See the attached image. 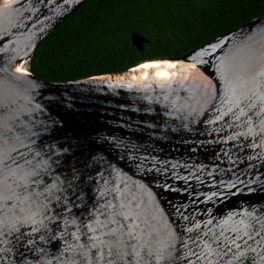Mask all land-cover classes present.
<instances>
[{"label": "water", "instance_id": "95a60500", "mask_svg": "<svg viewBox=\"0 0 264 264\" xmlns=\"http://www.w3.org/2000/svg\"><path fill=\"white\" fill-rule=\"evenodd\" d=\"M89 1L0 10V264H264V16L156 59L186 84L39 80L38 48Z\"/></svg>", "mask_w": 264, "mask_h": 264}, {"label": "trees", "instance_id": "16d2710c", "mask_svg": "<svg viewBox=\"0 0 264 264\" xmlns=\"http://www.w3.org/2000/svg\"><path fill=\"white\" fill-rule=\"evenodd\" d=\"M264 16V0H90L50 34L29 64L43 82L122 73L182 58ZM148 42L136 48L133 34Z\"/></svg>", "mask_w": 264, "mask_h": 264}, {"label": "bare ground", "instance_id": "6f19581e", "mask_svg": "<svg viewBox=\"0 0 264 264\" xmlns=\"http://www.w3.org/2000/svg\"><path fill=\"white\" fill-rule=\"evenodd\" d=\"M16 1L17 0H0V10L5 9L6 7H10ZM143 64H160L161 67L159 69H142L140 68L141 66L140 65L138 67H135L128 74H124V75L119 74L109 77H103V78H99L97 81L103 82L105 84L106 83L111 84L113 86L130 85L136 88L149 89L154 87V85L173 87L176 85L186 84L187 80L189 79V75H191L190 71L186 69L185 67L186 65L174 61L156 60V61L146 62ZM167 65H175V67H167ZM17 67L21 68L26 73L28 72L27 65L19 64ZM136 69H139V71H136ZM180 69H185V71L181 73ZM157 72L166 73L167 77L165 78L158 76ZM17 73L22 74L21 72H17Z\"/></svg>", "mask_w": 264, "mask_h": 264}, {"label": "snow or ice", "instance_id": "6c2138e0", "mask_svg": "<svg viewBox=\"0 0 264 264\" xmlns=\"http://www.w3.org/2000/svg\"><path fill=\"white\" fill-rule=\"evenodd\" d=\"M161 67L160 64H143L140 66V68L142 69H159ZM167 67H175V65H167ZM191 67H195V65H192ZM17 72H21L24 75H27L26 72H24L21 68L17 67L16 68ZM136 71H139V69H136ZM158 76L161 77H167L166 73H162V72H157ZM85 247H88L87 245H85ZM89 251L91 252V255L93 258H96L97 256V252L100 251L99 248H90ZM112 252H113V258L119 257L121 260H123L125 258V255H127L128 259L132 258L133 253L132 252H128L127 254L123 253L120 249L113 247L112 248ZM77 255L80 256L81 260L84 261L88 258V252H80L77 253ZM199 258V257H198Z\"/></svg>", "mask_w": 264, "mask_h": 264}]
</instances>
